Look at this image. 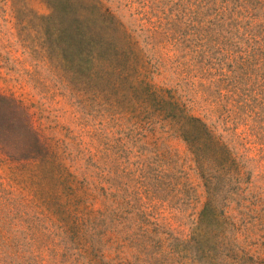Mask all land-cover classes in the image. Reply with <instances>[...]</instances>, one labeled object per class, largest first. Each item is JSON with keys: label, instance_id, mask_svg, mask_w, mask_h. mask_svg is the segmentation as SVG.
Returning <instances> with one entry per match:
<instances>
[{"label": "rangeland", "instance_id": "rangeland-1", "mask_svg": "<svg viewBox=\"0 0 264 264\" xmlns=\"http://www.w3.org/2000/svg\"><path fill=\"white\" fill-rule=\"evenodd\" d=\"M0 264H264V0H0Z\"/></svg>", "mask_w": 264, "mask_h": 264}]
</instances>
